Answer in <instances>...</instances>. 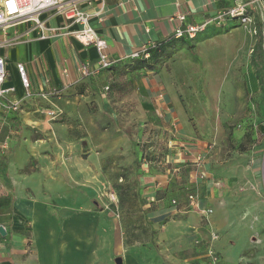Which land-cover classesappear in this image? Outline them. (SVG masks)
<instances>
[{
    "label": "crops",
    "instance_id": "0c3cea01",
    "mask_svg": "<svg viewBox=\"0 0 264 264\" xmlns=\"http://www.w3.org/2000/svg\"><path fill=\"white\" fill-rule=\"evenodd\" d=\"M235 1L92 0L83 8L91 14V25L106 40L116 67L143 47L170 39L182 24L178 15L186 16L184 26L201 24ZM242 1L249 4L253 23L245 26L236 19L239 24L226 32L201 35L190 52L206 67L208 97L226 99L229 107H251L239 125L254 124L256 134L237 153V160L243 165L242 178L246 177L253 187L258 209L263 210L260 196L264 195V92L252 54L259 34L264 39V0ZM47 24L62 26L64 21L56 15ZM14 36L22 41L21 47H13L10 52L3 47L0 54L6 59V67L9 61H15L16 66L25 64L32 95L27 96L18 69L15 77L9 76L7 69L4 87L13 86L15 90L0 96V142L7 141L6 154L10 151L11 155L2 159L7 165L10 190L1 192L0 197L12 199V214L0 223L6 230L5 234L0 233V264H117L118 257L123 264H212L206 244L196 241L209 238L214 227L223 232L216 243L222 252L218 264H262L260 253H247L251 245L248 236L232 226L236 222L242 224L243 218L227 215L226 203L216 194L213 179L201 181L204 172L210 178L215 176L214 163L220 157L212 145L209 148L193 136L190 124L182 121L181 115L188 110L170 82L162 80L160 74L142 75L134 80L140 98L151 103L143 105L142 112L161 118L159 124L151 125L167 135L162 140L166 149L161 156L156 151L153 164L140 163L143 185L126 189V198L117 196L123 192H116L118 199L110 212V207L96 205L94 200L101 191V170L92 160L96 158L93 147L86 159L80 154L59 155L56 164L48 152L56 144L45 138H32L29 131L36 127L85 126L79 118L87 111L84 100L95 96L99 104L97 95L102 92L109 71L84 75L83 65L91 70L98 67V53L93 45H84L75 37L42 39L32 22L11 26L8 38ZM212 82L217 86L213 87ZM251 101L250 106L247 103ZM12 102L18 103L19 109H7ZM44 108L58 109L64 120L44 119L39 114ZM170 138L176 145L170 144ZM60 139V146L68 144V139ZM158 140L150 146L158 147ZM140 147L144 145L125 141L132 162L139 159ZM198 156L202 158L199 164ZM184 170L197 187L199 194L193 193L199 196L200 208L212 207V214L188 208L189 200L188 205H174L164 195L171 192L174 176L187 174ZM86 176L92 177V182L84 186ZM39 189L54 193L55 200L40 199L35 194Z\"/></svg>",
    "mask_w": 264,
    "mask_h": 264
},
{
    "label": "rangeland",
    "instance_id": "374dc122",
    "mask_svg": "<svg viewBox=\"0 0 264 264\" xmlns=\"http://www.w3.org/2000/svg\"><path fill=\"white\" fill-rule=\"evenodd\" d=\"M205 23L204 30L194 38L184 36L185 44L168 48L167 55L160 58V60L158 59L159 62L151 70L148 68L133 70V60H126L117 67H113V64V68L104 69L109 71V76L104 77L102 92L97 95L100 99L99 104L96 102L98 98L95 96L84 100L86 105L92 106H87L85 108L87 109L86 113L79 116L82 121H85V126L77 128L76 125H73V128L63 129H38L36 127L29 130L30 137L45 138L56 144V146H51V150L48 151L56 164H59V155L74 154V156H78L80 154L86 159L92 152L91 148L93 147V154L96 158L92 160L101 170L99 180L101 191L94 197V200L96 205L110 207L107 210L111 212L118 199L116 192H123L122 194L117 193V196L126 198L128 196L127 193H124L126 189L130 187L140 188L143 185L141 179L144 172L139 171L140 163L153 164L154 155L158 154L156 151L161 156L166 149L162 140L166 139L167 135L163 133L162 129L151 125L152 123L159 124L161 118L155 114L142 112L143 105L146 106L151 103L148 100L146 101L145 98H140L139 89L134 84V80L142 75L160 74L162 80L172 84L175 88V94L188 110V113L181 116L183 122L186 121L187 124H190L193 136L206 143L209 148L212 145L211 148L218 151L220 158L214 163L213 167L215 176L210 178L204 172L201 174L203 177L201 181L208 182V180L213 179L216 182V194L220 196L223 203H226L227 215L232 218H243L244 220L242 224L236 222L232 226L236 229L240 228L242 230L241 234L248 236L251 245L248 247L247 253H260L261 263L264 264V209H258V203L251 191L253 187L249 185L250 183L247 182L246 177L242 178L243 165L237 160V153L244 149L245 144L250 142L256 134L254 124H246L241 127L239 125L244 120L245 112L250 111L251 107H248V105L245 108L239 107V109L238 105L229 107L226 105V99L208 97L206 88L208 84L204 78L206 67L199 62L197 56L192 55L190 52V50L194 51L196 39L201 35L223 33L239 23L232 19H226L222 22L206 21L202 24ZM18 39H12L10 48L7 50V47H4V50L10 52L13 47L20 48L22 41ZM7 58H11L10 54L7 55ZM7 69L9 76H16L17 66L15 61H9ZM212 86L216 87L217 83L212 82ZM216 89H214V92ZM162 92H165V90H162ZM105 104L106 106H104ZM247 104L251 106L253 102ZM231 109L232 111H230ZM39 114L47 120H64L63 113L55 108L41 109ZM60 138L68 139V144L63 145L61 143L60 146L58 142L61 140ZM127 139L132 140L134 144L138 143V146L144 145V147L139 148V159L134 162L131 161V151H127L125 148ZM157 139H159V146L151 147L155 144L154 140L157 141ZM2 143L0 142V194L10 190V185L7 182L8 180L10 182L9 175L5 172L7 165H4L2 159H8L11 155L10 151L6 154L8 146L3 148L1 147ZM114 162L115 164H113ZM88 164L92 165L91 162ZM187 170H184L187 173L186 175L174 176L172 182L170 181L172 183V187L169 188L171 192L164 194L170 198L174 205L182 203L188 205L189 194L193 192L199 194L195 183L190 181ZM83 181L84 186H87L88 183L92 182V177L86 176ZM35 194L40 199L48 201L56 198L54 193L43 192L42 190ZM260 197L264 203V195ZM80 201L82 200L80 199ZM188 208L195 209L191 206H188ZM209 208L213 209L212 207ZM197 209L202 212V208ZM11 214L8 207L0 209V223L5 219H9ZM260 220L262 221L260 222ZM245 223L247 225L244 226ZM222 235V230L214 227L210 231L209 238L196 241L197 244H206L208 256L212 258V264H218L219 262V256L222 252L216 243ZM214 256L217 257V260L214 259Z\"/></svg>",
    "mask_w": 264,
    "mask_h": 264
},
{
    "label": "built area",
    "instance_id": "2783aa9c",
    "mask_svg": "<svg viewBox=\"0 0 264 264\" xmlns=\"http://www.w3.org/2000/svg\"><path fill=\"white\" fill-rule=\"evenodd\" d=\"M91 2L92 0H0V31L3 33V37L0 38V48L10 47L12 39L18 38H8V30L11 26L22 22H32L34 28L39 30V37L42 39L72 36L82 44L93 45L96 48L98 53V67L91 70L88 65H83L81 71L84 75L89 76L98 73L100 70L110 68L114 64V60L109 54L108 44L91 25V14L83 8V4H90ZM248 6L249 4L242 0H236L231 7L220 10L216 16L208 19L207 22H222L226 19L233 18L238 19L242 25H249L254 20L248 13ZM56 15L62 17L64 24L62 26L47 24L48 20ZM177 18L182 24L176 28L173 34L175 38L184 36L194 37L206 25V23H201L187 24L184 26L183 23L186 16L180 14ZM154 44L155 42L134 52L131 57H139L142 54L148 57L147 50ZM17 69L26 94L31 95V84L25 64L18 63ZM65 72L66 70H64V74ZM7 76L6 59L0 54V96L15 90L13 86L8 88L4 87ZM8 107L17 110L19 109V104L12 102ZM170 144L174 145V140H171ZM6 146L7 141H4L1 147L5 148ZM201 161V156H198L196 163L199 164ZM188 200L191 207L200 208L199 199L196 194H189ZM202 212L210 215L213 209H202ZM214 259L217 260V257L214 256Z\"/></svg>",
    "mask_w": 264,
    "mask_h": 264
},
{
    "label": "trees",
    "instance_id": "16d2710c",
    "mask_svg": "<svg viewBox=\"0 0 264 264\" xmlns=\"http://www.w3.org/2000/svg\"><path fill=\"white\" fill-rule=\"evenodd\" d=\"M229 19L236 20L233 18H229ZM201 31H199L197 34H199ZM258 37L259 38L254 47L252 58H253V63L256 67L257 78L260 81L262 91L264 92V39H263L262 34H259ZM184 38L185 37L175 38L174 36H172L170 39L166 41H157L155 42L153 46L148 48L147 50V53L149 54L148 57H146L144 54L140 55L139 57L130 56L127 59V61L133 60V65H134L133 70H139L142 68H148L151 70L155 67V64L159 62L160 58H163L167 55L168 48L177 47V46H181L185 44L186 40ZM191 38H194V37H191ZM113 67L111 66L110 68H113ZM11 204H12L11 198L0 197V209H5L7 207L9 208Z\"/></svg>",
    "mask_w": 264,
    "mask_h": 264
},
{
    "label": "water",
    "instance_id": "95a60500",
    "mask_svg": "<svg viewBox=\"0 0 264 264\" xmlns=\"http://www.w3.org/2000/svg\"><path fill=\"white\" fill-rule=\"evenodd\" d=\"M0 233H1V234H5V233H6L5 227L2 226V225H0ZM116 263H117V264H123V263H122V258L118 257V258L116 259Z\"/></svg>",
    "mask_w": 264,
    "mask_h": 264
}]
</instances>
